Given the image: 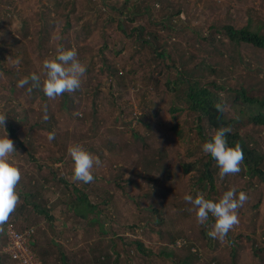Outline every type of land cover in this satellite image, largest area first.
Segmentation results:
<instances>
[{"label": "rangeland", "instance_id": "1", "mask_svg": "<svg viewBox=\"0 0 264 264\" xmlns=\"http://www.w3.org/2000/svg\"><path fill=\"white\" fill-rule=\"evenodd\" d=\"M56 1L70 0H0V111L7 114L3 130L7 133L11 126L15 132L14 137L7 134V138L14 142L16 151L9 159L21 172L16 188L19 195L31 189L37 191L40 179L55 178L43 192H37L51 208L50 215L60 229L56 231L60 238L57 242L67 254L87 249L86 245L95 242L94 257L104 254L117 264H189L187 250L191 248L189 253L197 260L190 264H264V185L255 180L248 184L236 175L221 179L216 172L219 192L211 198L218 201L231 188L248 196L238 210L239 224L223 241L212 240L205 249L193 241L192 247L185 240L196 236L202 225L196 223L192 206L183 199L189 194L188 178L193 172L184 174L181 163L201 157L203 151L193 123L195 114L183 98L172 101L166 91L165 81L177 79L181 67L179 62L172 64L155 58L149 46L141 45L138 50L134 37H126L117 27L119 19L128 34L130 28L140 25L144 32L157 35V43L166 42L173 57L179 60L181 55L190 67L200 59L206 60L205 66L217 70L218 76H212L214 81L225 87L219 91L225 118L235 119L239 112L234 110L226 90L243 85L253 87L257 96H264V49L232 46L223 37L222 45L216 44L220 54L212 49L207 55L204 38L215 35L218 39L217 32L223 31L224 26L249 27L253 32L264 33V0H72L65 11L56 7ZM134 4H145L149 13L136 15L132 23L118 16L117 7L125 13ZM169 7L182 8L176 20L180 19L177 25L184 32L164 29L167 23L163 22V15ZM67 12L70 27L64 29ZM85 21L93 32L78 56H84L80 62L88 71L82 77L79 96L73 95L66 109L62 107L63 95L49 99L39 89L28 94L27 86L17 87L20 79L33 72L43 79V60L53 58L58 46L66 47L65 42L76 44L75 36ZM103 58L119 72L112 83L107 79ZM15 60L20 61L18 66L12 63ZM205 66L197 73L207 77L201 79L202 84L211 78ZM45 114L47 121L43 119ZM200 126L206 129V123ZM237 126L241 135L254 136L264 151L263 128L252 123L242 126L241 122ZM3 130L0 129V136L4 135ZM52 131L55 139L49 141L47 133ZM76 143L102 161V166L93 170L94 177L99 178L97 183L87 190L91 202H100L105 211L99 218L104 234L99 233L96 239L95 235L87 237L84 233L85 222L79 221L74 227L63 222L65 200L72 198L70 191L84 185L71 179L73 162L67 149ZM198 146V150H193L195 157H185L188 147ZM255 148L259 150L257 145ZM60 157L62 164L55 163L54 159ZM39 166H43L41 170ZM60 178L72 186L68 189L59 185ZM64 188L67 194L63 196L60 190L64 192ZM153 210L158 212L160 223L154 220ZM213 222L205 225L206 232ZM7 228L10 232L16 227L8 224L4 235ZM177 233L182 236L176 239L182 243L181 248L175 246L176 242L169 243L171 235ZM138 245L150 253L142 252ZM5 249L6 246L0 248V254ZM168 252L175 257L167 258ZM86 255L83 264H89L91 257ZM0 264L9 262L3 260Z\"/></svg>", "mask_w": 264, "mask_h": 264}, {"label": "trees", "instance_id": "2", "mask_svg": "<svg viewBox=\"0 0 264 264\" xmlns=\"http://www.w3.org/2000/svg\"><path fill=\"white\" fill-rule=\"evenodd\" d=\"M70 1L66 3H62V1H56V7H58V9L62 8L63 11H65L68 4H70ZM142 2L145 1L142 0ZM122 8H125V6H123ZM126 9L127 10L125 13L123 9L119 7H117L115 10L118 13L119 17H123L125 21L129 23L135 21L136 15H144L143 13L147 11L149 13L148 7H146L145 4H139V6L134 4L133 6H131V8ZM182 11V8L175 9L173 7H169L165 15H163V22L167 23L163 26L164 29H167L169 32H184V28H179L177 25L180 19L176 20V18L179 17ZM69 15L70 13L68 12L64 15L67 19L64 29L70 27L68 22ZM152 17V15L149 16V22L151 21ZM117 27L123 31V34L126 37H134V43L137 47H139L138 50H140L141 45L149 46V51L153 56H155V58L164 60V62L171 61L172 64L179 62V66L181 67V69L179 68L180 72L177 79L173 81L167 79V81H165V87L166 91L172 95V101H178V99L183 98V102L187 104V108L193 114H195L193 123L195 125L197 136L201 141L199 144L203 145L204 142L208 141L211 135H213L216 130L220 128H230L231 132L226 133L228 146L231 147L235 142H239L244 152V162L241 166L242 170L239 174H236V176L242 178L248 184H250V180H255L259 184L264 185V151L259 147V144L254 136L247 137L241 135L239 131L240 127L237 126V122H241L242 126L252 123L259 128L264 129V96H257L253 87L240 85L237 88H229L226 91H229L231 93H229V96L232 97V106L234 110H237V112L239 113L236 115L235 119H226L225 112H217L213 107L214 103L216 102L224 103L219 91L225 90V87L217 84L216 81H214L215 77L212 76H218L216 72L217 70L211 66H205L206 60L200 59L199 63H195L190 67L186 65L181 55L179 60H176L173 57L172 52L170 50H167L168 44L166 42L157 43V35L147 31L144 32V28L140 25L130 28L128 34L124 30V24L119 19L117 21ZM92 32L93 30L90 29V24L86 21L83 22V24L80 26L79 34L77 33L75 36L77 45H72L68 41L65 42L66 47L64 48H75L79 55L84 50L86 41L88 40V37L92 34ZM217 33L219 35L218 39L215 35H212L208 39L204 38L208 48L207 55H210L212 49L215 51V53L220 54L216 44L218 43L222 45L221 39L223 37H225L232 46L249 45L256 48L257 50L264 49V33L253 32L249 30V27L234 28L232 26H224L223 31H218ZM102 51L103 49L101 50V52ZM221 55H223V53H221ZM54 56L55 54L53 55V57ZM191 57H193V55ZM82 58H84V56H78V59L80 61ZM103 61L105 66L107 67V79L110 83H112V80L115 77L117 78L119 76V72L117 73V69L116 67H114V65L112 66L111 64H107L105 58H103ZM204 66L208 71V76L211 78H209L210 80L207 79V82L202 84L201 79L207 77L202 73H197L199 72V69L202 72V67ZM181 87H184V89L182 90L184 96L179 95ZM95 90L96 89H94V91ZM85 92L88 93V91ZM71 94V97L68 93H65L63 95L64 101L62 107L65 109L66 104L68 102H72V99L74 98L72 97L73 95L79 96V90ZM172 110L174 111L175 109ZM69 114L71 113L69 112ZM140 121L143 122L145 127H149L148 123L142 121L141 119ZM201 123H206V129H203V127L200 126ZM7 128L8 136L14 137L15 132L11 129V126H8ZM175 132L178 135L180 134V132L177 130ZM255 145L258 146V151L255 148ZM188 148L189 151H186L185 157H195L196 154L193 150H198L199 146L193 149L191 147ZM54 160L55 163L62 164L63 158L60 157ZM42 167L43 166H39V170H41ZM181 168L184 174L188 173L189 171L193 172V174L188 178L190 195L195 197L197 192H203L206 198L216 201L214 198H211V196L212 194H218L219 192L215 178V174L216 172H218V168L215 164V161L209 155L203 152L201 154V157L199 158H194L191 161L187 162L182 161ZM52 179L55 180L54 177H51L48 180L46 178L40 179V181L42 180V183H39L41 185L39 186L38 190H41L43 192L45 185L48 184L49 181H53ZM98 179L99 178H94V181L91 185L84 184L80 189H73L70 191V194H72V198L70 196L67 198V200H65L66 204L63 221L66 224H71L72 227L78 225L79 221L85 222L84 233L87 237H89V235H95V239L96 237H98L99 233H101L102 235L104 234V225L102 223V220H99V218H101V215H103L105 211L103 210L104 208L100 202H93L94 204L91 202L87 190L92 185H95ZM57 183L59 185H64L66 188L68 187V189L72 186L67 184V182H65L63 178L57 180ZM37 191L34 192L32 189L29 193L21 191L23 192L20 195L21 203H19L18 207L11 215L8 222L0 226V237L2 238L0 248H3L5 246L4 228L8 224H12L17 228H15L17 231H20L19 233H25L29 230L33 231V235L27 240V245L32 250L33 254L38 259L40 264H78V262L79 264H83L87 259L86 254L90 255L91 257L88 261L89 264H117L116 260L111 261V258L107 257L104 254H102V256L97 254V256L94 257V253H97L94 242L95 239L93 240V244L89 243L85 246L87 247V249L82 248L73 253H65V249L62 244L60 242H57L60 238H58L56 234L57 228L55 226V218L54 216L50 215L51 208L42 202V194L41 192L38 193ZM60 191L61 193H63V196L67 194V190L65 188L64 192L63 190ZM157 213L158 212L156 210H153L152 215L154 220L160 223ZM40 219H44L46 221V224L43 225ZM213 220L214 218L210 217L209 222ZM18 224L21 225L18 226ZM206 226L202 225V228L198 231L196 236L185 238L186 241L190 242V246H192V241L196 243L200 249H205L206 247H208V244L212 240L213 243H216V240L218 239L210 238L207 235ZM178 237H182L180 236V233L171 235L169 241L170 245H174ZM67 243L71 244V242ZM138 247L140 249L143 248V246L141 247L140 245H138ZM77 248H79V245L77 246ZM258 250L260 252L263 251L262 248H259ZM187 252L189 256V264L197 260L195 259L194 255L189 253L188 250ZM165 256L167 258L175 257L173 252L165 253ZM3 260L8 261L9 259L5 257L4 254H0V262H2ZM8 262L9 264H13V262L11 261Z\"/></svg>", "mask_w": 264, "mask_h": 264}, {"label": "clouds", "instance_id": "3", "mask_svg": "<svg viewBox=\"0 0 264 264\" xmlns=\"http://www.w3.org/2000/svg\"><path fill=\"white\" fill-rule=\"evenodd\" d=\"M12 63L18 66L20 61L15 60ZM86 71V65L78 59L75 48L65 49L58 46L55 56L42 62L44 78L41 79L40 74L33 72L20 79L17 87L25 88L27 86L28 94L39 89L49 99H55L65 93H73L79 90L82 77ZM213 107L217 112L225 111V105L222 102L214 103ZM6 116L5 112L0 111V129L2 130L6 124ZM43 119L45 121L49 119L47 114L43 116ZM229 132H231L230 128H220L202 145V151L215 161L218 176L221 179L228 175L239 174L244 162V152L240 143L235 142L233 146H228L226 133ZM3 133L4 135L0 136V226L8 222L20 203V195L16 188L21 180L20 170L9 159L16 155L14 142L7 138L6 131L3 130ZM47 139L49 141L54 140L55 132L47 133ZM67 152L73 162L71 176L73 182L92 183L95 178L93 170L102 166L100 158L88 152L78 143L70 145ZM183 199L192 206L197 224L208 225L210 217L214 218L207 235L210 238L223 241L228 233L239 224L238 210L247 202L248 196L243 191L237 192L235 188H231L225 191L218 201L206 198L203 192H197L195 197L186 194ZM175 246L181 248L182 243L178 241ZM140 250L144 253H150L144 247ZM4 255L13 264H19V262L11 260L5 253ZM38 263L40 262L38 261ZM176 264H184V262H176Z\"/></svg>", "mask_w": 264, "mask_h": 264}, {"label": "built area", "instance_id": "4", "mask_svg": "<svg viewBox=\"0 0 264 264\" xmlns=\"http://www.w3.org/2000/svg\"><path fill=\"white\" fill-rule=\"evenodd\" d=\"M5 230V254L19 264H40L32 251L28 248L27 240L33 235V231L29 230L25 233H19L15 230L10 232Z\"/></svg>", "mask_w": 264, "mask_h": 264}, {"label": "crops", "instance_id": "5", "mask_svg": "<svg viewBox=\"0 0 264 264\" xmlns=\"http://www.w3.org/2000/svg\"><path fill=\"white\" fill-rule=\"evenodd\" d=\"M67 225H69V224H67ZM57 228V227H56ZM57 230H58V228H57ZM59 233H61V232H59Z\"/></svg>", "mask_w": 264, "mask_h": 264}]
</instances>
